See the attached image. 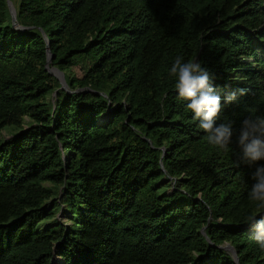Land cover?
<instances>
[{
	"label": "trees",
	"instance_id": "trees-1",
	"mask_svg": "<svg viewBox=\"0 0 264 264\" xmlns=\"http://www.w3.org/2000/svg\"><path fill=\"white\" fill-rule=\"evenodd\" d=\"M10 1L23 28L0 0V264H264L248 222L264 161L237 143L264 117V0ZM177 56L222 102L237 93L216 121L233 123L227 151L178 98Z\"/></svg>",
	"mask_w": 264,
	"mask_h": 264
},
{
	"label": "clouds",
	"instance_id": "clouds-1",
	"mask_svg": "<svg viewBox=\"0 0 264 264\" xmlns=\"http://www.w3.org/2000/svg\"><path fill=\"white\" fill-rule=\"evenodd\" d=\"M170 77L175 78L174 88L181 100L187 101L186 108L199 120V127L207 133L206 141L209 145L221 150H228L233 137V123L217 124L224 104L231 103L237 93L227 94L222 102L221 95L213 87V76L202 64L177 56L168 69ZM240 95L245 94L244 89L238 90ZM237 143L242 150V158L247 163L264 161V117L246 118L242 121ZM252 179L254 183L249 192L252 201L260 202L264 208V164H258ZM253 229L254 239L260 249L264 250V213L248 218Z\"/></svg>",
	"mask_w": 264,
	"mask_h": 264
},
{
	"label": "water",
	"instance_id": "water-1",
	"mask_svg": "<svg viewBox=\"0 0 264 264\" xmlns=\"http://www.w3.org/2000/svg\"><path fill=\"white\" fill-rule=\"evenodd\" d=\"M7 1H8V5L10 7V11H11V14H12V18H13L14 25L17 28H23L17 22V13H16V10H15V7L11 4V1L10 0H7ZM42 34H43V36H44V38H45V40L47 42V62H46V68L48 69L49 73H51L52 75H54L55 77H57L58 79H60L63 87H67L66 86V82L63 79V77L61 76V74L59 73V71L50 67V62H51V59L53 57V54L51 53V50H50V47H49L48 37H47L46 33L43 30H42ZM202 233H203V235H205L207 237V234H206V232H205L204 229L202 230ZM207 239L210 241V239L208 237H207ZM220 247L223 248L224 250L228 251L229 253H231L232 257L236 260V262L237 263L239 262V258H238L237 251L234 249L233 246H231L230 244H225V245H222ZM53 262H54V257H53L52 263Z\"/></svg>",
	"mask_w": 264,
	"mask_h": 264
},
{
	"label": "rangeland",
	"instance_id": "rangeland-1",
	"mask_svg": "<svg viewBox=\"0 0 264 264\" xmlns=\"http://www.w3.org/2000/svg\"><path fill=\"white\" fill-rule=\"evenodd\" d=\"M73 71H74L78 76H82V72L80 71L79 68H75ZM103 119H105V118H103ZM6 133H7L6 131H3V134H6ZM46 207H47V208H50L49 205H46ZM56 218H57L58 220H60L61 222L65 223V224L68 225V226L71 224V221H70V219H71V212H70L69 210H67L66 205L61 206L60 212L57 213ZM46 224H47V223H46ZM53 264H60V259H59L58 256H56V257L54 258V262H53Z\"/></svg>",
	"mask_w": 264,
	"mask_h": 264
}]
</instances>
